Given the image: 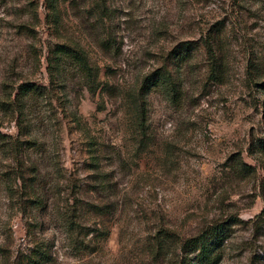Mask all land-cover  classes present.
I'll list each match as a JSON object with an SVG mask.
<instances>
[{
    "label": "rangeland",
    "instance_id": "rangeland-1",
    "mask_svg": "<svg viewBox=\"0 0 264 264\" xmlns=\"http://www.w3.org/2000/svg\"><path fill=\"white\" fill-rule=\"evenodd\" d=\"M46 5L0 0V264H264V0Z\"/></svg>",
    "mask_w": 264,
    "mask_h": 264
},
{
    "label": "trees",
    "instance_id": "trees-1",
    "mask_svg": "<svg viewBox=\"0 0 264 264\" xmlns=\"http://www.w3.org/2000/svg\"><path fill=\"white\" fill-rule=\"evenodd\" d=\"M47 1V5L46 8L47 9H52L54 8V4L56 0H46ZM59 52H62L64 54L70 55L73 57V59H75V61H77L81 66H83V68H85L86 70L90 71L89 68V64H88V60L86 58L85 55L81 54L78 51H74L71 48L70 49H60ZM157 83H152L151 85H156ZM264 87V83L262 85ZM22 90L23 92L25 91L27 92H31V91H37L40 90V88L37 85H31L29 86L28 84H24L22 85ZM253 147H255L257 150H259L260 152L264 153V138H258L256 139L255 143L253 144ZM242 166L245 168H248L247 165L242 162L241 163ZM264 170V168H263ZM263 191H264V178H263ZM177 237L176 233L171 231V230H159L158 235H157V241L160 245L161 248H164L166 246V244L168 242H172L173 240H175ZM227 237V233L225 230L223 231H219L218 235H217V245H221L223 244ZM194 240L197 243V247L199 250L198 253V257L201 260L202 263L204 264H209L207 261L209 260V252H210V247L208 245H206L205 242L201 241V236H197V237H193V238H188L187 241H191ZM218 247V246H216ZM33 255L38 256L37 259L34 261L35 264H41L44 262L45 257L43 255H41L39 252H33Z\"/></svg>",
    "mask_w": 264,
    "mask_h": 264
}]
</instances>
